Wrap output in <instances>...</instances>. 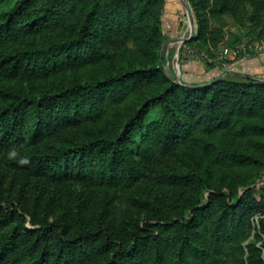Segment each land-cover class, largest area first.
I'll return each instance as SVG.
<instances>
[{
  "label": "rangeland",
  "instance_id": "1",
  "mask_svg": "<svg viewBox=\"0 0 264 264\" xmlns=\"http://www.w3.org/2000/svg\"><path fill=\"white\" fill-rule=\"evenodd\" d=\"M184 3L192 17L194 36L178 47L177 40L191 34ZM11 4L0 2V10ZM85 5L86 0H78L75 5L64 2L53 15L54 24L59 29L74 24ZM100 6L103 29L97 31L99 37L91 45L97 59L89 63L88 70L116 65L119 60L125 63L129 56L132 62L141 63L144 55L140 42L146 32L151 52L145 57H154L157 68L166 66V75L173 83L205 88L224 80L225 87L238 90L245 85L254 94L252 107L232 109L229 121L218 129L208 128L204 118L183 141L170 145L155 144L162 110L153 107L129 147L138 172L128 185L90 180L57 183L48 175L37 176L14 165L19 158L69 145L80 138L81 129L61 128L40 139L26 135L16 145L0 147V220L9 215L0 225V246L6 236L21 240L23 230L46 229L51 238L60 226L61 213L74 208L76 199L85 196L107 204L108 218L119 237L130 221L140 220L143 226V218L158 210L161 220L151 219L149 229L162 235L164 264L171 263L175 251L172 240L192 220L193 207L203 210L193 226V238L204 252H188L190 264H264V132L250 128V123L264 120V88H257L264 84V0H100ZM115 36H120L119 43L124 45L120 50L114 46ZM31 42L26 36L20 45L29 47ZM86 69L55 70L31 80L23 75L0 76V90L17 93L31 88H62L86 78ZM221 76L224 78L218 80ZM148 86L150 83L139 88ZM128 94L121 99L120 108L132 92ZM196 160L201 163L200 176L211 175L210 186L199 192L194 184L172 176L195 170ZM134 194L138 202L133 204ZM131 208L138 212L130 214ZM250 245L255 248L254 254L249 251ZM149 251L143 250L145 254ZM37 253L38 245L31 248L23 241L1 264H21ZM96 254L89 243L75 264H91ZM46 257L44 264H54L53 254ZM141 257V264H149L147 257Z\"/></svg>",
  "mask_w": 264,
  "mask_h": 264
},
{
  "label": "trees",
  "instance_id": "2",
  "mask_svg": "<svg viewBox=\"0 0 264 264\" xmlns=\"http://www.w3.org/2000/svg\"><path fill=\"white\" fill-rule=\"evenodd\" d=\"M77 1L0 0L2 4L12 3L10 8L0 10V76L23 75L31 80L46 77L55 70L82 68H87L88 75L53 90L31 88L17 93L0 90L1 148L22 142L26 135L40 139L61 128L81 129L80 138L69 145L19 158L14 162L18 170L37 176L48 175L57 183L90 180L98 184L128 185L138 172L129 147L135 143L134 133L143 128L145 117L153 107L162 110L161 128L155 136L158 145L183 141L204 118L208 128H221L229 121L232 109L252 107L254 94L245 85L238 90L225 87L224 80L205 88L173 83L162 65L158 68L154 65V57H145L151 52L146 32L142 33L140 42L144 55L139 59L141 63L132 62L128 55L125 63L119 60L116 65H100L88 70L89 63L97 59L91 45L103 29L98 12L102 9L100 0H86L85 9L74 24H65L59 29L53 21V15L64 2L75 5ZM26 36L32 39L29 47L20 45ZM112 39L116 49L124 46L119 43L120 36ZM147 83L150 86L139 88ZM257 88H264V84ZM129 92L131 96L124 108H120L121 99L130 95ZM250 124L251 130L264 132V120ZM24 160L27 163H23ZM194 165L195 170L172 176L177 181L194 184L199 192L210 186L211 175L200 176V160ZM136 196H131L133 204L138 202ZM200 211L203 210L191 208L192 220L186 222L181 235L172 240L175 251L170 264H190L188 252H204L193 238L196 234L193 226ZM132 212L138 211L131 208L129 213ZM160 215L158 210H152L150 216L143 218V226L140 220L130 221L119 237L108 218L107 204L83 196L76 199L74 208L61 213L60 226L53 230L51 238L46 229L23 230L21 240L6 236L0 246V264L9 253L15 254L23 241L31 248L38 245V253L21 264H44L47 254H53L54 264H75L89 243L98 252L91 264H141V255L149 259V264H164L162 235H155L149 229V221L161 220ZM7 217L9 215L1 218L0 225ZM146 249L151 251L145 254ZM253 249L250 245L251 254H254Z\"/></svg>",
  "mask_w": 264,
  "mask_h": 264
},
{
  "label": "water",
  "instance_id": "3",
  "mask_svg": "<svg viewBox=\"0 0 264 264\" xmlns=\"http://www.w3.org/2000/svg\"><path fill=\"white\" fill-rule=\"evenodd\" d=\"M184 6H185V9H186V12H187V18H188V21H189V28H190V38H180L177 40L176 44L177 46L179 47L182 43L188 41L189 39H191L193 36H194V27H193V24H192V17H191V14L189 12V9L186 5V3H184ZM165 69L168 71V68L165 66ZM224 78V76H221L220 78H218V80ZM177 83L180 85V83L177 81Z\"/></svg>",
  "mask_w": 264,
  "mask_h": 264
},
{
  "label": "clouds",
  "instance_id": "4",
  "mask_svg": "<svg viewBox=\"0 0 264 264\" xmlns=\"http://www.w3.org/2000/svg\"><path fill=\"white\" fill-rule=\"evenodd\" d=\"M9 155H10V156H15V152H10ZM22 162H23V163H27V160H24V161H22Z\"/></svg>",
  "mask_w": 264,
  "mask_h": 264
}]
</instances>
